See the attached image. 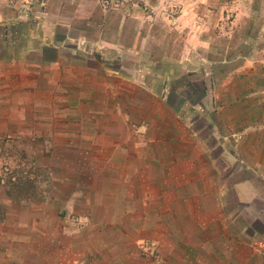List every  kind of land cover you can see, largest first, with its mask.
I'll use <instances>...</instances> for the list:
<instances>
[{
	"label": "crops",
	"instance_id": "0c3cea01",
	"mask_svg": "<svg viewBox=\"0 0 264 264\" xmlns=\"http://www.w3.org/2000/svg\"><path fill=\"white\" fill-rule=\"evenodd\" d=\"M140 1L0 0V264H264V0Z\"/></svg>",
	"mask_w": 264,
	"mask_h": 264
},
{
	"label": "rangeland",
	"instance_id": "374dc122",
	"mask_svg": "<svg viewBox=\"0 0 264 264\" xmlns=\"http://www.w3.org/2000/svg\"><path fill=\"white\" fill-rule=\"evenodd\" d=\"M101 4L103 7H109L112 4H116L118 2V0H100ZM123 2H127L130 3L133 0H122ZM170 1V6H169V10L167 12H165L163 14L164 18L166 21H173L174 19H176L180 12H181V3L179 0H169ZM226 7H227V11H226V20L227 21H231L234 18V14L236 12L235 9H237V4H238V0H223ZM136 3L141 2L140 0H135ZM144 9H146L147 6L143 5ZM147 10V9H146ZM150 11V10H149ZM146 13V12H145ZM149 15L151 17H153V12L149 13ZM264 67V65H263ZM264 69V68H263ZM10 148L9 151L13 152L12 154H15L13 156L11 155H4L0 153V185L5 186V179L9 178L11 183H20L21 184V188H22V192L28 195L33 194V192H31V190L33 188H35V190H37V188L39 189L40 186H42V189L46 186V182H49L50 179L43 176L44 171L40 170L38 168V166H33L31 160H28V158L26 157V154L21 155L20 153V148H22L21 146L18 145H13V144H7ZM4 149H8L7 146H3ZM4 149H0V152H3ZM218 151V150H217ZM19 157V158H18ZM51 168H54V161L53 162H46ZM26 177L27 179H21V181H18V177ZM242 176H240L239 174V178H241ZM237 179V178H236ZM6 187V186H5ZM4 187V188H5ZM39 189V190H42ZM259 191L262 192L261 195H258V199L259 201L262 199L264 201V185L259 186ZM31 197H36L31 196ZM36 200V199H34ZM237 208H235L236 210ZM238 211V209H237ZM262 213L264 214V210H262ZM253 230H251L254 234H256V236H258L260 239L262 237V235H264V225L261 224H255L252 227ZM218 244H221V242H219ZM239 250H245L243 248V246H238ZM154 251L151 249L150 245L148 242H144L141 246V249L138 251L137 256L138 257H150L153 259H156L157 256L155 255V258L153 257Z\"/></svg>",
	"mask_w": 264,
	"mask_h": 264
},
{
	"label": "built area",
	"instance_id": "2783aa9c",
	"mask_svg": "<svg viewBox=\"0 0 264 264\" xmlns=\"http://www.w3.org/2000/svg\"><path fill=\"white\" fill-rule=\"evenodd\" d=\"M8 5L18 3V15L24 16L35 0H6ZM155 258V255H153Z\"/></svg>",
	"mask_w": 264,
	"mask_h": 264
}]
</instances>
